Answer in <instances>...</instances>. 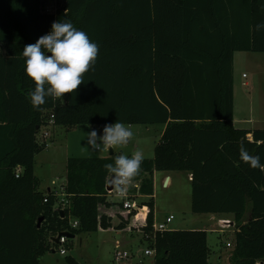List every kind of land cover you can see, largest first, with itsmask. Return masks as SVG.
Wrapping results in <instances>:
<instances>
[{
    "label": "trees",
    "instance_id": "obj_1",
    "mask_svg": "<svg viewBox=\"0 0 264 264\" xmlns=\"http://www.w3.org/2000/svg\"><path fill=\"white\" fill-rule=\"evenodd\" d=\"M42 1L0 0V264H40L59 234L111 228L98 208L110 206L104 166L120 155L113 150L67 159L58 207L55 192L38 191L34 158L46 144L37 135L50 116L52 127L100 135L117 121L164 126L133 181L150 197L139 231L151 264H208L210 254L205 231H154L155 172L191 175L193 214L233 216L232 264H264V170L239 155L243 144L264 163V130L233 125V57L264 53V31L255 27L264 22V0H61L55 15L42 13ZM58 19L86 32L99 53L74 94L36 110L22 52Z\"/></svg>",
    "mask_w": 264,
    "mask_h": 264
},
{
    "label": "rangeland",
    "instance_id": "obj_2",
    "mask_svg": "<svg viewBox=\"0 0 264 264\" xmlns=\"http://www.w3.org/2000/svg\"><path fill=\"white\" fill-rule=\"evenodd\" d=\"M57 4L61 0H56ZM46 4H55V0H46ZM4 53V47H0ZM233 109L235 127L237 129L264 130V53L240 52L233 57ZM45 118L49 113H45ZM134 132V138L124 148H114L116 154L131 155L136 150H142L144 160L153 158L155 145L161 136V126H128ZM54 127L41 129L37 135L38 143H45V148L34 158V175L39 185L38 191L45 193L47 190L57 193L59 206L64 198L61 189L65 184V166L68 158H103L108 152L89 153L86 135L92 127H77L70 131L63 128L54 133ZM47 132L49 137L42 134ZM156 173L155 180V220L161 223L167 216H173V221L167 226L168 231H205L209 249L208 264H232L233 239L235 224L232 215H195L191 212V186L184 173L171 175L169 188H162L161 172ZM129 201L139 203L140 197L129 192ZM101 214V212H100ZM121 217V216H120ZM125 219V215L122 217ZM228 223L222 225L219 221ZM231 223V225H229ZM154 224V223H153ZM120 243L119 250L127 252L126 261L115 263L114 254L117 251L115 244ZM227 244L230 247H227ZM145 251L135 233L129 234L119 231H98L91 234H82L67 239L63 246L53 247V252H48L40 258V264H67L73 260L77 264H150V257H138L137 249ZM52 249V245H51ZM59 250H64L66 255L61 256Z\"/></svg>",
    "mask_w": 264,
    "mask_h": 264
},
{
    "label": "clouds",
    "instance_id": "obj_3",
    "mask_svg": "<svg viewBox=\"0 0 264 264\" xmlns=\"http://www.w3.org/2000/svg\"><path fill=\"white\" fill-rule=\"evenodd\" d=\"M257 31H264V22L258 23ZM99 45L88 34L77 29L71 22L58 19L51 25L49 32L33 44L23 48L25 75L34 83L28 94L32 108L39 110L48 98L61 99L65 93H73L85 81V74L95 65ZM134 138L133 130L122 122L106 124L102 135L92 129L86 135L89 153L110 152L114 148L124 149ZM240 159L253 169L264 170L259 155H251L241 144ZM145 159L142 150L131 155L120 154L114 163L104 167L116 193L123 197L141 171Z\"/></svg>",
    "mask_w": 264,
    "mask_h": 264
},
{
    "label": "built area",
    "instance_id": "obj_4",
    "mask_svg": "<svg viewBox=\"0 0 264 264\" xmlns=\"http://www.w3.org/2000/svg\"><path fill=\"white\" fill-rule=\"evenodd\" d=\"M46 3H47L46 0L42 1V5H41L42 13L46 14V15H55L56 11L59 7V5L57 4V1L55 0V4H50V5H47ZM47 125L49 128L52 127V125H53V117L52 116H50V120L48 121ZM48 127H46V128H48ZM42 137H43V139L47 138V133H43ZM19 173H20V170L17 169L16 177L18 176ZM132 189L134 191H132ZM139 189H140V183L139 182H133L131 187L128 189L126 195H124L123 197H120L116 193V190L113 186L110 191H107V197L110 199L115 198L116 200L119 201L120 205L110 203V206L116 205L117 207H119L122 211V217L125 215V219H127L128 221H132L133 226L143 228L146 225V219H147V216L149 213L148 208L145 205H143V203L130 202L128 200L129 196H130L129 192H133L136 195V197H141L142 195H140ZM61 191L63 194V188L61 189ZM55 195L57 196L56 192H55ZM142 197H147V196H142ZM63 203H64V198L60 200V204H63ZM109 207L100 206L98 208L99 215H101L100 214V212H101V213H103L104 216L110 218L109 214L105 215V213H104V211H105L104 209L105 208L110 209ZM172 221H173V216H167L164 219V221L161 223L156 224L154 222L153 229H154V231H157V232H166V231H168L167 226L169 224H171ZM71 226H72V228H76L77 223L74 222V223H72ZM66 242H67L66 237H60L57 245L63 246L66 244ZM227 247H230V245L227 244ZM116 250L117 251L114 254L115 263H120L121 261H126L129 258L127 252L119 250V246L116 247ZM59 254L61 256H63V255H66V252L64 250H59ZM144 255L147 257H152L153 253L149 250H145Z\"/></svg>",
    "mask_w": 264,
    "mask_h": 264
},
{
    "label": "crops",
    "instance_id": "obj_5",
    "mask_svg": "<svg viewBox=\"0 0 264 264\" xmlns=\"http://www.w3.org/2000/svg\"><path fill=\"white\" fill-rule=\"evenodd\" d=\"M233 125L235 127L234 111H233ZM161 128H162L161 129V134H162L163 131H164V126H161ZM47 129H49V127L46 128L45 130H47ZM53 129H54V133H56L57 130L60 129V128L59 127H54ZM243 130H245V129H243ZM247 130H249V129H247ZM250 130H252V129H250ZM44 133H47V132H44ZM47 137H49L48 133H47ZM113 151H114V149H113ZM162 174H163V177L161 178V186H162V188H165V187L169 188V186L171 184V180H172L171 175H175L176 173H162ZM185 175L187 177L188 183H190L191 175H189V174H185ZM155 180H156V173L153 174V199L155 198V193H154V191H155ZM149 199H150V197H142L141 196L140 199H139V203H143L144 204ZM107 202L109 204L113 203V204H116V205H120L119 201L116 200L115 198H111L110 199V198L107 197ZM116 205L110 206L109 207L110 209H107V208L104 209L105 210L104 211L105 215L109 214V216L111 218V228H109V229H107L105 231H107V232L119 231V232L129 233V234H132V235L135 233V235L138 236V239H139V241L141 243V232L139 231L140 228L133 226L132 221H128L127 219L123 220L122 219V211ZM101 215H103V213H101ZM154 220H155V207H154ZM219 223L222 224L223 226L228 224V223H224L221 220L219 221ZM229 225H231V223H229ZM121 227H123V228L120 229ZM98 231H100V230H98ZM102 231H104V230H102ZM117 246L120 247V243L116 242L115 247H117ZM145 250H146V248H145ZM139 254H141V255H139ZM137 256L138 257H146L144 255V251L141 252V248L137 249ZM138 264H144V263L143 262H139Z\"/></svg>",
    "mask_w": 264,
    "mask_h": 264
},
{
    "label": "water",
    "instance_id": "obj_6",
    "mask_svg": "<svg viewBox=\"0 0 264 264\" xmlns=\"http://www.w3.org/2000/svg\"><path fill=\"white\" fill-rule=\"evenodd\" d=\"M109 153L111 154V151H110ZM112 187H113V186L111 185V181H109V182H108V186H107V190L110 191V190L112 189ZM61 214H62V212H61ZM41 221H42V219L38 220V222H37V228L40 227ZM60 237H66L67 239H71V238H73V236H70V235L67 234V233H61V234H59V235L53 240V243L58 244V241H59ZM139 255H141V254H139Z\"/></svg>",
    "mask_w": 264,
    "mask_h": 264
}]
</instances>
